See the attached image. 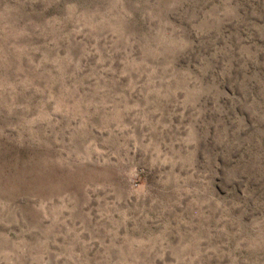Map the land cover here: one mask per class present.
<instances>
[{"label": "rangeland", "instance_id": "1", "mask_svg": "<svg viewBox=\"0 0 264 264\" xmlns=\"http://www.w3.org/2000/svg\"><path fill=\"white\" fill-rule=\"evenodd\" d=\"M0 264H264V0H0Z\"/></svg>", "mask_w": 264, "mask_h": 264}]
</instances>
